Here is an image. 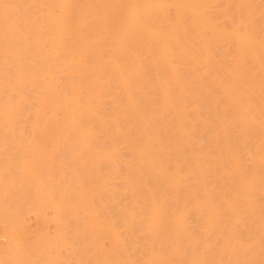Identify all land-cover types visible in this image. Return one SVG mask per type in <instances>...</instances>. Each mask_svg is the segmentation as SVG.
I'll return each mask as SVG.
<instances>
[{"label": "bare ground", "instance_id": "bare-ground-1", "mask_svg": "<svg viewBox=\"0 0 264 264\" xmlns=\"http://www.w3.org/2000/svg\"><path fill=\"white\" fill-rule=\"evenodd\" d=\"M0 229V264H264V0H0Z\"/></svg>", "mask_w": 264, "mask_h": 264}, {"label": "rangeland", "instance_id": "rangeland-1", "mask_svg": "<svg viewBox=\"0 0 264 264\" xmlns=\"http://www.w3.org/2000/svg\"><path fill=\"white\" fill-rule=\"evenodd\" d=\"M29 195H30V194H29ZM56 195H58L57 197L55 196V199H56V200H58V199L60 200V198H62V197H60L59 194H56ZM33 196H34V194H32V197H33ZM32 197H31V196L27 197V200H28V201H29V200H32V199H31ZM59 197H60V198H59ZM24 200H25V199H24ZM24 200H23V201H24ZM27 200H25L24 202L27 203V202H26ZM30 202H31V201H30ZM30 202H28L26 205H27V206H28V205H31L32 203H30ZM32 202H33V201H32ZM25 203H24V205H25ZM33 206H34V204L32 205V207H33ZM29 207H31V206H29ZM48 207H49V206H46V207H45V210H44V212H43L42 215H41L42 218H41V217L39 216V214H38V217H40V218L37 217L38 219H37V218L35 219L34 217L31 218L32 216H36V214L33 215V212L36 213V212L34 211V210H35L34 208H32V209H34V210H32L31 212H27V210H28V209H27V210H26L27 213L25 212L26 214H24V219H23V222H24L23 224H24V225L26 224L25 227H27V226H31L30 223H31V220H32V219H33L32 223H31L32 225H33V223H35V222L38 221V222L41 224L40 226L42 227V224H43V223H46L45 220H47L48 217H51L52 214L54 213V210L52 209L53 207H51V208L49 207L50 210H49ZM46 208H47V209H46ZM24 209H26V207H25ZM51 209H52V210H51ZM61 210H62V209L60 208V209H59L60 212L58 211V214H59L58 216H59V217L63 216V215H62L63 213H62ZM24 211H25V210H24ZM45 211H46V212H45ZM30 213H31V215H29ZM44 213H46L47 215H46V214L44 215ZM61 213H62V214H61ZM27 215H28V216H27ZM25 216H26V217H29V218H26ZM46 216H47V217H46ZM44 218H45V219H44ZM46 218H47V219H46ZM57 218H58V217H57ZM27 219H28V222L30 221L29 223H27V221H26ZM34 219H35V221H34ZM39 220L42 221V222H40ZM43 220H44L45 222H44ZM56 221H57V223H56ZM58 223H59V222H58V219H55V224L58 225ZM37 224H38V223H37ZM46 224H48V225L50 224L49 226H51V224H53L52 227H51L50 230H49V234H50V233L54 234L55 232L53 233V230H54V228H55V224H54L53 222H51V223L48 222V223H46ZM46 224H45V225H46ZM35 225H36V223H35ZM45 225L43 224V226H44V231H45ZM40 226H38V227H40ZM33 227H34V228H33ZM28 228L31 229V231H32V229H34V230H35V229H36V230L38 229L37 227L35 228L34 225H33L31 228H30V227H27L26 230H29ZM24 229H25V228H24ZM2 230H3V229H2ZM2 230L0 229V232H1V233H0V246H3L4 243L6 242V238H5V237L3 236V234H2V232H3ZM31 231L29 230L28 232L31 233ZM26 232H27V231H26ZM3 233H4V232H3ZM32 233H33V232H32ZM32 233H31V234H32ZM32 235H33V234H32ZM45 235H47V232L45 233ZM50 235H51V234H50ZM26 238H27V236H26ZM31 238H33V239H31ZM27 239H28L27 242H29V244H27V245H29V246L31 245L30 247L34 246V245H32V244H34V241H35V239H34V235H33V236H30V235H29V237H28ZM27 239H26V240H27ZM30 240H32V244H31ZM58 244H59V242H58ZM59 245H60V244H59ZM34 247H35V246H34ZM59 247H60V246H59ZM35 248L37 249V247H35ZM58 249H59V248H58ZM38 250H39V245H38ZM42 252H43V256H44V255H45V253H44L45 251H42Z\"/></svg>", "mask_w": 264, "mask_h": 264}]
</instances>
